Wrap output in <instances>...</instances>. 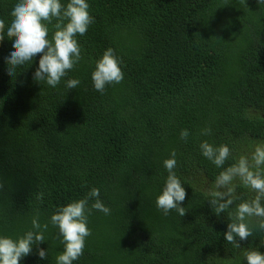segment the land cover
Wrapping results in <instances>:
<instances>
[{"label":"trees","instance_id":"16d2710c","mask_svg":"<svg viewBox=\"0 0 264 264\" xmlns=\"http://www.w3.org/2000/svg\"><path fill=\"white\" fill-rule=\"evenodd\" d=\"M88 2L95 22L77 36L82 59L56 88L32 80L35 63L7 73L10 38L0 42V234L22 236L38 216L48 224L40 229L47 258L34 247L21 264H56L63 244L50 215L95 187L111 212H90L91 235L74 264H240L245 249L264 244V231L252 218L253 234L241 248L223 238L235 204L219 216L212 211L207 192L223 169L199 145L227 144V167L241 155L250 159L264 141V69L255 78L250 69L264 53V5L250 3L230 35L221 15L232 0ZM13 3L0 0L6 23ZM109 47L124 79L101 93L90 77ZM69 78L80 85L66 88ZM206 127L208 136L201 134ZM173 150L188 193L183 217L149 203L140 208L159 192ZM236 195L238 204L255 193L238 186Z\"/></svg>","mask_w":264,"mask_h":264},{"label":"clouds","instance_id":"9594fccd","mask_svg":"<svg viewBox=\"0 0 264 264\" xmlns=\"http://www.w3.org/2000/svg\"><path fill=\"white\" fill-rule=\"evenodd\" d=\"M232 1L233 4L223 7L221 15V27L226 28L230 35L236 32V17H243L244 11L252 10L250 3L264 5V0ZM89 8L88 0H68L67 3H64V0H14L10 20L6 23L4 18H0V42L10 38L11 44L4 55L6 72L13 74L18 68L35 63L32 80L42 81L47 86L56 88L82 59L77 36H83L95 22ZM53 20L55 31L49 38V24ZM257 59L260 61H255ZM250 69L252 78L264 69V53L250 62ZM90 78L93 88L101 93L107 85L119 84L124 79L121 60L113 48L105 49L96 60ZM64 82L68 89H75L81 83L78 78H69ZM211 132L208 127L201 130L204 136L210 135ZM180 136L186 139L189 131L181 130ZM199 148L203 157L215 167L223 169L216 172L213 186L207 192L211 197L208 202L216 216L235 204L234 211L228 212L230 222L226 225L223 238L236 248H241V242L247 241L253 234V228L249 224L252 218H256L257 227L264 231V141L255 145L250 159L247 155H241L238 161L227 167L226 161L231 156V149L227 144L215 145L203 140ZM176 157L177 154L173 150L169 158L163 161L166 173L162 186L159 192L148 197L140 208L149 203L155 205L164 215L175 210L179 216H185L187 211L184 201L188 193L175 172ZM238 186L254 191V197L236 204L239 199L236 195ZM99 197L100 189L94 187L85 198L59 206L50 215L49 221L57 228L63 244V251L55 258L56 264H74L83 255L86 238L91 235L88 215L93 209L105 215L110 214L111 209ZM89 199H94L90 207ZM122 211L127 213L126 206ZM136 213L130 219L134 220ZM47 227L48 224H40L37 216L32 219L33 230L26 231L22 236L13 239L11 236L0 234V264H21L32 254L34 247L38 258L46 259L47 249L40 247L45 242V235L40 229ZM262 246L264 244L260 247ZM260 247L245 249L240 264H264V252L259 250Z\"/></svg>","mask_w":264,"mask_h":264}]
</instances>
